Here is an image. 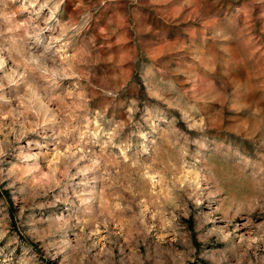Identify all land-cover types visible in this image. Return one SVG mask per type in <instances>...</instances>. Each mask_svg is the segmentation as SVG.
I'll list each match as a JSON object with an SVG mask.
<instances>
[{
	"label": "rangeland",
	"instance_id": "374dc122",
	"mask_svg": "<svg viewBox=\"0 0 264 264\" xmlns=\"http://www.w3.org/2000/svg\"><path fill=\"white\" fill-rule=\"evenodd\" d=\"M0 264H264V0H0Z\"/></svg>",
	"mask_w": 264,
	"mask_h": 264
}]
</instances>
